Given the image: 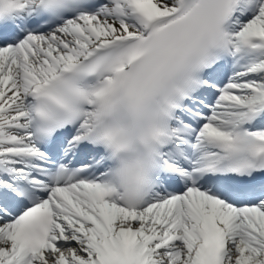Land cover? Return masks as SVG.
<instances>
[{
  "label": "snow or ice",
  "instance_id": "1",
  "mask_svg": "<svg viewBox=\"0 0 264 264\" xmlns=\"http://www.w3.org/2000/svg\"><path fill=\"white\" fill-rule=\"evenodd\" d=\"M0 264H264V0H0Z\"/></svg>",
  "mask_w": 264,
  "mask_h": 264
}]
</instances>
